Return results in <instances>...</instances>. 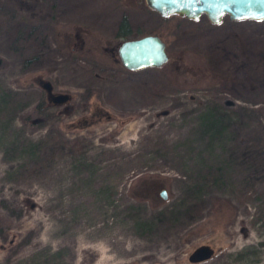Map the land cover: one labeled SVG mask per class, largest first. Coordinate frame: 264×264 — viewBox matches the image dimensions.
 Masks as SVG:
<instances>
[{"label": "rangeland", "instance_id": "1", "mask_svg": "<svg viewBox=\"0 0 264 264\" xmlns=\"http://www.w3.org/2000/svg\"><path fill=\"white\" fill-rule=\"evenodd\" d=\"M153 10L0 0V264H264V18ZM146 33L167 60L125 68L119 42ZM206 109L229 139L198 129Z\"/></svg>", "mask_w": 264, "mask_h": 264}, {"label": "water", "instance_id": "2", "mask_svg": "<svg viewBox=\"0 0 264 264\" xmlns=\"http://www.w3.org/2000/svg\"><path fill=\"white\" fill-rule=\"evenodd\" d=\"M149 8L156 10L160 15L178 13L189 18H197L204 13L210 22H218L223 14L230 19L264 18V0H144ZM117 55L127 69L134 70L145 66H159L168 58L165 42L155 33H146L134 38H126L119 42ZM48 92L52 102L64 101L68 94L59 92L52 94L48 81L41 83ZM160 195L165 197L164 189ZM211 249L206 244L194 248L190 258L199 260L208 257Z\"/></svg>", "mask_w": 264, "mask_h": 264}, {"label": "trees", "instance_id": "3", "mask_svg": "<svg viewBox=\"0 0 264 264\" xmlns=\"http://www.w3.org/2000/svg\"><path fill=\"white\" fill-rule=\"evenodd\" d=\"M154 11V10H153ZM122 25L126 26L125 29L123 30H120V28H122ZM121 26V27H120ZM128 29V26H127V22L125 20L124 17H121L120 20H118L117 22V34H121V33H124L125 31H127ZM37 55H30L28 57H23V63H26L34 58H36ZM130 70V69H129ZM89 94V92H86ZM52 104H57L56 102H52ZM35 110H37L38 113H42L43 117L41 119H38L36 121V124H39V125H42V124H45V122L47 120H51L54 118L55 114L52 112V111H47V107L45 106V103L43 101V99L39 100L36 104H35ZM198 117H199V121H198V124H197V127L198 129L203 132V133H206L210 138H216L217 136H221V140L224 141V139H229L230 136L232 135V132L228 133L226 130L228 127H225L223 128L222 126V119L219 118L218 116H216L215 114H212L210 113L209 110H201L200 114H198ZM232 126V130L235 132L236 131V128L238 130H240V128L238 127L237 124L235 123H231L230 124V127ZM242 134H244L242 132ZM242 134H239L238 137H240V135ZM237 137V138H238ZM211 139V140H213ZM233 139H235V137H233ZM236 142V140H235ZM209 146L212 145V142L210 143V141L208 140L206 142ZM206 160V159H204ZM209 164V163H208Z\"/></svg>", "mask_w": 264, "mask_h": 264}]
</instances>
